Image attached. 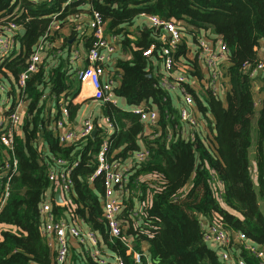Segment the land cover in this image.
<instances>
[{"label":"trees","instance_id":"1","mask_svg":"<svg viewBox=\"0 0 264 264\" xmlns=\"http://www.w3.org/2000/svg\"><path fill=\"white\" fill-rule=\"evenodd\" d=\"M66 0H0V24L13 21L24 28L19 38L20 48L0 64V75L7 70L13 79L26 68L34 47L49 32L53 16L62 20L82 2L65 4ZM91 11H97L104 31L118 36L120 45L130 53V59H120L121 70L115 95L128 105L151 108L156 106L158 119L147 127L137 114L104 102L101 113L116 126L107 138L109 161L124 163L132 157L128 195L123 199L120 216L123 235L134 248L148 244L151 264H227L220 260L218 250L203 239V223L221 225L232 232H243L248 241L264 249V74L250 77V71L263 61L264 0H88ZM142 13L165 19L184 20L196 35L210 33L227 49V80L224 99L211 94L205 83L203 93H193L196 105L207 119L211 134L204 141L191 143L171 137L177 122L176 110L168 93L158 84L160 74H151L148 57L143 51L154 44V30L142 29L137 34L128 30L134 18ZM49 41V36L46 38ZM159 43V42H158ZM197 46V45H196ZM159 47V44L156 45ZM263 48V50H261ZM154 56H158L156 49ZM182 59L180 60V58ZM158 59V58H157ZM177 65L182 64L191 76L200 81L202 70L195 54L189 52L182 39L175 51ZM44 60L31 74L25 87L27 102L19 130L15 131L13 152L18 159V171L9 180V195L0 210V264H57L52 249L41 234V204L50 198L57 218L68 214L83 219L96 231L112 256H121L125 264H135L126 255L119 238H111L103 216L102 177L90 180L96 166V155L105 132L94 119V136L66 143L58 141V133L45 128L42 90L49 87L57 99L60 94L76 95L72 74L61 65L46 66ZM149 66L150 71L147 70ZM79 83V82H78ZM198 86L201 83L198 82ZM188 90L192 93L193 89ZM261 95L259 108L255 94ZM69 117H74L78 105H67ZM152 130L148 135L144 130ZM43 131V134L41 132ZM152 135V136H151ZM48 145V154L39 151L38 138ZM170 136V137H169ZM175 140V141H174ZM140 142L143 144L140 145ZM254 147L256 183L252 176L249 150ZM142 148L148 155L136 162L135 154ZM7 149L0 141V163ZM62 158L70 167L72 180L64 205H57L56 185L48 179L53 158ZM3 181H7L6 177ZM133 193V197L131 194ZM137 203V205H136ZM137 213L136 216H133ZM233 258L245 264H261L242 244L231 246ZM82 264H99L84 253ZM77 264H80L77 263ZM141 264H147L143 258Z\"/></svg>","mask_w":264,"mask_h":264},{"label":"built area","instance_id":"2","mask_svg":"<svg viewBox=\"0 0 264 264\" xmlns=\"http://www.w3.org/2000/svg\"><path fill=\"white\" fill-rule=\"evenodd\" d=\"M79 2L82 0H67L69 2ZM148 22L152 30L158 34L159 47L152 44L143 51L145 57L154 56L158 52V58L161 64V70L158 71L160 77L158 84L168 93V98L172 107L176 110L177 122L175 123V132L171 137L173 139H182L191 143H199L211 134L209 124L213 126L214 119H209L200 112L196 105L193 93H203L202 84L205 83L212 95L219 96L221 90H226L227 80L224 77L223 70L226 67L227 47L219 41L214 44V34H209L203 38L197 34V46L192 44L189 48L191 54H195L202 70V78L200 81L187 76V71L182 64L177 65L175 59V51L179 49L184 35L193 37L189 31L188 24L184 20L165 19L157 15L141 14ZM91 30V46L87 52V65L78 71V82L80 85L89 84L92 88V97L97 102H112L117 105L113 99L114 88L117 86L112 78L103 79L105 71L104 63L109 60L114 50L113 44L105 37L104 22L100 14L93 10L92 20L90 21ZM22 26L17 25L13 21L0 24V64L12 53L17 37L20 35ZM116 39L115 36H113ZM42 55L39 46L33 51L27 60L26 68L19 74L16 79L17 93L8 101V115L4 120V124L0 123V141L4 148L7 149L6 156L0 163V210L2 209L9 195L10 177L18 171V159L13 152V144L15 140V131L19 130L23 117L25 115L27 102L24 99L25 87L27 80L34 73L42 62ZM182 57L180 58V60ZM264 74V63L260 61L254 69L250 71L251 78H257ZM198 82L201 86H198ZM193 89L194 92L188 90ZM0 91H6V87L0 81ZM46 94L42 92L41 100L43 101ZM4 101H1L3 103ZM1 109V106H0ZM137 114L140 121L147 127L154 125L158 119L156 106L151 108L139 107L133 111ZM61 119L57 117L54 120V129H61L64 126V118L68 116V108L60 107ZM45 118V114H43ZM47 118V117H46ZM47 120V119H45ZM105 132V137L101 143L100 149L96 155L97 166L90 178L92 180L96 176L102 177L103 184V216L106 220L108 233L111 238H119L125 245L126 255L132 257L135 264H141L145 253L142 249L134 248L132 241L123 235L120 222V214L124 208L123 200L117 196V192L122 194L127 192V183L130 168L124 167L119 161H109L107 157L108 143L107 138L116 126L108 117H105L104 125H101ZM95 128L94 118L87 117L81 130L75 132L71 129L64 134L58 133V141L60 143L70 142L76 139L85 138L91 134ZM152 130H144V134L148 135ZM152 136V135H151ZM170 137V136H169ZM174 140V141H175ZM264 153V149H263ZM148 155V151L142 148L135 154L136 162H141ZM71 169L67 167V162L62 158H53L52 167L49 168L48 179L51 183L57 182L61 187L64 205L68 192L70 191L72 180L69 178ZM6 177L7 181H3ZM264 182V169H263ZM39 213L42 219L41 234L44 237L47 246L52 249L57 264H65L69 258L70 238L75 239L79 245L90 247L88 255L98 261L99 264H125L121 256H112L113 262L110 263L106 257L100 255L98 247V234L91 229L81 228L77 220L66 214L62 218H57L52 212V206L49 196L41 204ZM134 213L133 216H136ZM203 239L218 250L220 260L227 264H245L238 257L233 258L231 254V246L238 242L243 248L249 250L255 255L261 264H264V249L260 246L248 241L243 232H230L221 225L202 224Z\"/></svg>","mask_w":264,"mask_h":264},{"label":"crops","instance_id":"3","mask_svg":"<svg viewBox=\"0 0 264 264\" xmlns=\"http://www.w3.org/2000/svg\"><path fill=\"white\" fill-rule=\"evenodd\" d=\"M67 1V0H66ZM82 3L77 5L75 7L74 12H69L65 17L62 18V20L57 19L56 16L52 17L51 24H50V30L48 33H46L43 38L39 41V43L34 47V50L39 46L40 53L43 57L42 61L46 60L47 62H50L51 66L61 65L63 70H66L68 74H72V80H75V85L78 87V91L76 95H68L66 93L60 94L59 98L57 99L53 94H51L49 87H45L42 91L46 94V97L43 100V106H44V112L45 114V128L47 130L52 129V131L57 132L60 134H64L67 130L71 129L75 132H79L83 126V122L87 117L92 116L94 119H97L96 122L101 126L104 125V120L106 115L101 113V102H97L92 97V88L89 84H83L80 85L78 83V71L87 65V52L91 46V30H90V21L92 20V11H91V4L88 2V0H82ZM66 3L65 4H70ZM23 28V27H22ZM144 29H151L150 25L148 24L147 20L140 14L134 18V21L132 24L128 26L129 31H133L135 34H137L140 30ZM155 31V30H154ZM24 33H21L15 42V46L12 52L18 51L20 48V42L19 38ZM47 36H49V41L46 39ZM105 37L113 44L114 50L110 55V58L108 61L104 63L105 71L103 74V79L106 80L108 78H112L115 80L116 85L119 83V76L121 74V70H118L116 68V63L120 59H130V53L123 50V48L120 45V41L118 36H116V39L113 38L110 34L105 32ZM153 41L157 43L158 45V34L155 31L154 35H152ZM183 40H185L187 47L192 48V42L193 39L190 37V35H184ZM263 50V48H261ZM262 57V55H261ZM156 56H150L148 57V62L151 67V74L148 73V76L151 77V75L155 74V72H158L161 70V64L159 58ZM263 63H264V54H263ZM44 63L46 66H49L48 63ZM147 70L150 71L149 66L147 67ZM5 71V76L0 75V81L2 84L5 85L6 91H0V123L4 124V120L6 116L8 115L7 108L9 107L8 101L10 99H13V97L17 93V86H16V80L12 78L11 74L7 71ZM159 73V72H158ZM115 89V88H114ZM226 90H221V92L218 93V97L221 99H224ZM261 95L256 93L255 94V102L257 109L259 108ZM113 99L114 102L119 106V104H122V107H125V105H128L123 98L115 95L113 93ZM1 101H4L1 103ZM78 105V109L76 111V114L74 117H69V109H68V116L64 118V126L61 129H54L55 124L54 120L57 117L58 119H61L60 116V107L66 106L68 108L69 103ZM121 108V107H120ZM127 111H131L130 109H124ZM132 112V111H131ZM47 117V118H46ZM43 134V131L41 132ZM142 143L140 142V145ZM143 145V144H142ZM38 148L39 151L42 153H45L44 155L48 154V145L45 142L44 138L42 136H39L38 138ZM254 147H251L249 150L250 154V160L252 161L254 158ZM124 167L130 168L131 164L134 163L133 156L126 158L124 160ZM253 168H252V176L256 183V166L254 161L251 162ZM56 185L51 186V190L48 192V195L54 194V201L58 203L55 199L56 193H58L62 199L61 204L63 203V194L61 193V187L56 182ZM264 184V183H263ZM121 199L127 198V196H130V193L124 192L122 194L118 193L116 194ZM133 193L131 194V197ZM60 204V205H61ZM137 205V203H136ZM123 215V211L120 214ZM78 225L83 229H89L87 224H85L83 219H78L76 221ZM3 227H0V229ZM99 241V251L100 255L103 257H106L110 263L113 262L112 260V253L111 251L103 244L101 241V237L97 236ZM70 252H69V258L68 261L65 264H77L80 262V264L83 263V255L86 253L88 255L90 247L81 246L79 243L73 239L70 238ZM134 244V243H133ZM148 244L144 243L141 247V249L144 251L145 256L144 260L147 264H151L150 256L147 252Z\"/></svg>","mask_w":264,"mask_h":264},{"label":"water","instance_id":"4","mask_svg":"<svg viewBox=\"0 0 264 264\" xmlns=\"http://www.w3.org/2000/svg\"><path fill=\"white\" fill-rule=\"evenodd\" d=\"M19 32H20V34H21V33H24V32H25L24 28H21ZM149 77H150V76H149ZM96 131H97V129L94 128L93 131L91 132V136H94L95 133H96ZM55 199H56V201H57L58 203H61V202H62V199H61V197H60V195H59L58 193H56V195H55Z\"/></svg>","mask_w":264,"mask_h":264},{"label":"rangeland","instance_id":"5","mask_svg":"<svg viewBox=\"0 0 264 264\" xmlns=\"http://www.w3.org/2000/svg\"><path fill=\"white\" fill-rule=\"evenodd\" d=\"M202 37L205 38V36L203 35V32H202ZM262 57H263V55H262ZM119 107L124 108V109H130L131 111H135V110L139 109V107L135 106V105H125V107H122L121 103L119 104Z\"/></svg>","mask_w":264,"mask_h":264},{"label":"clouds","instance_id":"6","mask_svg":"<svg viewBox=\"0 0 264 264\" xmlns=\"http://www.w3.org/2000/svg\"><path fill=\"white\" fill-rule=\"evenodd\" d=\"M101 103H104V102H101ZM112 103V102H111ZM133 112V111H132ZM134 113V112H133ZM95 128L97 129V126L95 125ZM91 135V134H90ZM130 169H131V167H130ZM97 177V176H96ZM129 182H130V180H129V178H128V183H127V187H126V189H127V191H128V184H129ZM264 183V182H263ZM128 193H129V191H128ZM123 200V199H122ZM123 211V210H122ZM121 216V215H120ZM120 216H119V218H120Z\"/></svg>","mask_w":264,"mask_h":264}]
</instances>
